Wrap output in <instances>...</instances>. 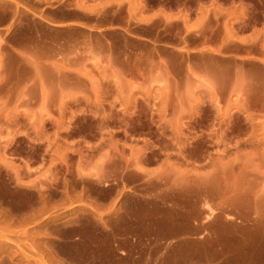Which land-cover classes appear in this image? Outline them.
Wrapping results in <instances>:
<instances>
[{"label": "rangeland", "instance_id": "rangeland-1", "mask_svg": "<svg viewBox=\"0 0 264 264\" xmlns=\"http://www.w3.org/2000/svg\"><path fill=\"white\" fill-rule=\"evenodd\" d=\"M262 50L264 0H0V264H96L81 229L114 198L121 230L139 201L206 209L216 264H264V129L222 115L228 138L207 156L191 131L166 138L160 111L162 74L206 70L225 89ZM164 159L182 186L151 173Z\"/></svg>", "mask_w": 264, "mask_h": 264}, {"label": "crops", "instance_id": "crops-1", "mask_svg": "<svg viewBox=\"0 0 264 264\" xmlns=\"http://www.w3.org/2000/svg\"><path fill=\"white\" fill-rule=\"evenodd\" d=\"M36 22L47 27L50 24L47 20ZM234 64L232 79L225 89L206 70L186 71L183 78L185 83L177 85L169 83L170 76L175 80L179 77L162 74L166 82L160 88L163 92L160 111L162 121L169 130L166 138L180 147L182 136L186 135L187 130L191 131L195 143L204 146L206 151L203 154L211 156L223 149L216 143L218 138H228L227 129H222V115L229 116L237 112L245 117V122L264 129V118L256 122L257 119L253 117L257 113L254 110L257 106L250 105L254 98L259 97V107L264 108V50L256 59L240 57ZM252 66L260 71L259 79L249 75ZM182 88L186 96L176 100L169 98L170 93L180 92ZM189 123L195 125L191 130L187 126ZM174 153L181 154L180 151ZM166 160L152 167L151 173L161 176L167 173L177 186H182L185 171L176 164H168ZM212 170L209 166L203 182L209 181ZM198 178V182L202 181V177ZM112 185L113 182L103 184L106 187ZM114 200L100 203V207L96 208L100 210V216L91 212L95 220L100 222V228L81 229L80 235L87 236L92 242L90 248L96 251V264H101L104 252L108 253L106 264H120L123 260L129 264H216V254L222 250L217 245L215 232L218 220L206 209L186 213L174 202L159 204L155 201H139L137 210L129 213L126 219L129 228L121 230L113 224L119 222L117 206L122 205L124 200L117 205ZM208 202L214 203L210 198ZM221 224L226 223L221 221Z\"/></svg>", "mask_w": 264, "mask_h": 264}]
</instances>
